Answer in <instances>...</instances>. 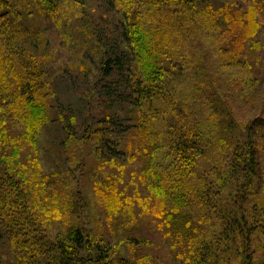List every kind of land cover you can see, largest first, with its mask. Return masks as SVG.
<instances>
[{"label":"trees","instance_id":"trees-1","mask_svg":"<svg viewBox=\"0 0 264 264\" xmlns=\"http://www.w3.org/2000/svg\"><path fill=\"white\" fill-rule=\"evenodd\" d=\"M199 1L103 0L121 17L101 32L104 41L98 36L101 77L110 78L104 86L114 101L134 113V124L125 129H134L147 154L143 177L155 216L166 225L180 223L179 238L196 225L194 259L204 245L199 241L215 236L232 264L240 254L252 264L247 243L264 229V194L254 198L258 152H264V76L255 77L243 52L264 16L254 4L241 10ZM43 5L45 13L56 14L55 7ZM21 10L16 0H0V237L9 239L20 264H28L25 254L40 261L45 251H53L58 264H72L108 244L77 226L73 195L64 190L71 174H45L32 155L54 90L41 57L27 52L38 36L22 25ZM205 48L207 64L200 65ZM199 69L223 76V108L191 92ZM241 107L255 113L243 124L237 119ZM171 113L175 122L168 119ZM17 125L20 132L13 133ZM109 149L113 158L117 152ZM200 162L208 163V172ZM101 197L107 206L118 204L115 196ZM58 220H66L68 231L49 246L46 228Z\"/></svg>","mask_w":264,"mask_h":264},{"label":"rangeland","instance_id":"rangeland-1","mask_svg":"<svg viewBox=\"0 0 264 264\" xmlns=\"http://www.w3.org/2000/svg\"><path fill=\"white\" fill-rule=\"evenodd\" d=\"M40 1L45 5L49 2L47 6L55 7L56 14L45 13L44 5L35 4L34 0H16L26 11L21 10L24 14L22 25L26 29L30 27L29 32L38 36L34 39L38 40L37 50H32L34 40H31L26 44L27 52L41 57L54 90L47 122L38 132L32 155L39 160L45 174H71L64 190L66 188L68 196L73 195V211L79 216L77 226L97 234L108 244L106 251L91 257L84 254L82 260L72 264H232L229 255L217 247L215 236L207 237L204 243L199 241L204 245L198 249L200 259H194L192 245L193 236L197 234L196 225L179 238L175 232L180 229V223L166 225L152 210L149 188L143 177L147 154L141 150L134 129H125L134 124V113L131 107L115 102L113 95L108 94L111 91L104 85L110 78L103 80L100 71L103 50L98 36L112 25L113 17L115 21L121 17L120 12H109L103 0L82 4L75 0ZM199 2L241 10L254 4L264 16V0ZM193 22H198L197 16ZM105 36L106 33L100 36L102 41ZM23 41L26 43V38ZM196 44L201 46L197 40ZM206 53L205 48L200 65L207 64ZM243 61L251 66L250 71L256 78L264 76V24L256 36L246 42ZM199 76L200 79L193 81L191 92L201 102L212 101L223 108V76H216L209 69H199ZM211 85L216 90H213L214 95ZM248 109L240 108L239 124L255 114ZM168 119L177 120L174 113L169 114ZM12 129L13 133H19L21 128L17 125ZM257 135L252 134V140ZM112 147L117 154L109 158ZM200 164L208 172V163ZM257 164L258 177L264 172L261 150ZM257 177L254 198L264 194V180ZM101 196L117 197V206L111 202L109 206L101 203ZM65 221H52L46 228L49 246L56 245L66 235L69 225ZM246 250L252 264L264 261V229L252 233ZM53 254V251L43 252L40 261L29 254L24 257L28 264H58ZM0 264H20L17 252L4 236L0 237ZM234 264L247 263L240 254L235 257Z\"/></svg>","mask_w":264,"mask_h":264}]
</instances>
